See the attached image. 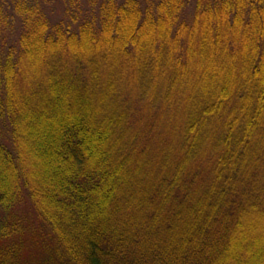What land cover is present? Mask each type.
Returning <instances> with one entry per match:
<instances>
[{"label": "trees", "instance_id": "obj_1", "mask_svg": "<svg viewBox=\"0 0 264 264\" xmlns=\"http://www.w3.org/2000/svg\"><path fill=\"white\" fill-rule=\"evenodd\" d=\"M49 1L0 0V264H264V0Z\"/></svg>", "mask_w": 264, "mask_h": 264}, {"label": "rangeland", "instance_id": "obj_2", "mask_svg": "<svg viewBox=\"0 0 264 264\" xmlns=\"http://www.w3.org/2000/svg\"><path fill=\"white\" fill-rule=\"evenodd\" d=\"M83 1H84V0H83ZM83 1L80 2V3L84 4ZM33 2H34V0H30V3H33ZM26 4H27V2H26ZM64 4H65V6H66V4L69 5V1H68V0H50V1H49V4H47V5L45 6V8H46L48 11H52V12L50 13L51 16H55V15H57V14H61V13H62L63 8L65 7ZM27 5H28V4H27ZM69 6H71V5H69ZM83 6H84V5H83ZM31 7H32L31 10H35V8H36V3H35V4H32ZM22 213H23V211H22V209H20V215H23ZM263 237H264V234H263ZM263 239H264V238H263ZM263 244H264V243H263Z\"/></svg>", "mask_w": 264, "mask_h": 264}]
</instances>
